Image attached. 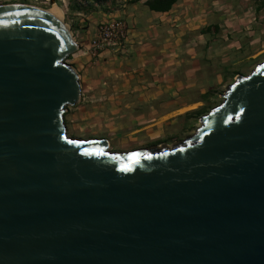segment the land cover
Segmentation results:
<instances>
[{
  "label": "water",
  "instance_id": "1",
  "mask_svg": "<svg viewBox=\"0 0 264 264\" xmlns=\"http://www.w3.org/2000/svg\"><path fill=\"white\" fill-rule=\"evenodd\" d=\"M78 50L64 19L0 5V264H264V62L184 142L117 153L67 135Z\"/></svg>",
  "mask_w": 264,
  "mask_h": 264
},
{
  "label": "rangeland",
  "instance_id": "2",
  "mask_svg": "<svg viewBox=\"0 0 264 264\" xmlns=\"http://www.w3.org/2000/svg\"><path fill=\"white\" fill-rule=\"evenodd\" d=\"M55 1L69 25L86 24L89 15L99 18L98 25L111 19H123L129 25L125 50L106 48L94 56L85 53L86 47L66 60L76 68L77 58H88V81L80 76L82 99L100 93L86 98V110L73 121L69 117L77 112L76 105L66 108L67 135L105 138L111 152L172 149L184 142L201 126V117L222 103V94L237 76L264 62V0H178L165 24L154 31L147 19L135 20L128 13L129 0ZM7 3L44 9L53 4L51 0H0V5ZM175 79L181 82L177 87ZM163 84L174 85L176 96L155 98L151 105L142 103L145 98L131 96L136 88ZM132 102L142 103L140 113L113 111L115 105Z\"/></svg>",
  "mask_w": 264,
  "mask_h": 264
},
{
  "label": "crops",
  "instance_id": "3",
  "mask_svg": "<svg viewBox=\"0 0 264 264\" xmlns=\"http://www.w3.org/2000/svg\"><path fill=\"white\" fill-rule=\"evenodd\" d=\"M144 2H145V0H141V1H138L136 3L129 4L128 13L130 15H135V17H136L135 20L147 19V21L149 22L150 30H152V31L158 30L161 25L165 24L164 20H168V18H167L168 14L173 11V8L169 11H166V12L155 11V10H151L150 8H148V6H146L144 4ZM142 4H143V7H139ZM139 9L141 10V12L138 13ZM100 18H102V16ZM160 18L163 19L162 22L160 21ZM98 19H99L98 17H93V16L90 17V15H89L88 20L86 21V24H80L79 22H73L70 24L71 28H72V30H73V32H74V34L78 40L80 50L88 47L90 41L97 35ZM87 61H88V58L86 56H83V57L81 56V57L76 59V63H75L76 64V70L80 74L81 80H84L85 82L88 81L86 73H87V69L89 67V64L86 63ZM173 83L175 86L176 85L178 86L179 84H181V82L179 83L176 79ZM174 85L169 86L168 84H163V85H159L158 88H154V89L145 87L144 90H141L138 88L139 91H137V88H136L134 91H132V95L131 94L130 95L134 96L136 98L139 97L140 99L145 98L146 101H142V103L148 102V105L149 104L151 105L152 100L155 98H165V97L167 98L170 96L175 97L178 92H177V90H175ZM83 87H84V85H83ZM125 93L129 94L130 91H125ZM95 94H100V93L99 92L89 93V94H87L86 97L84 96L83 99L81 98L80 103H78L74 107L77 110V112L72 113L69 117L71 121H73V119L78 117V116L82 117V115H81L82 111L86 110V108H87V104H85L86 98L96 96ZM142 103L132 102L131 105H128L130 103H126V104L123 103V105H121V104L115 105V106H113V108H114L113 111L117 113V112H123V111L131 110L134 113H140L142 108H143ZM126 106H128V107H126ZM150 107H152V106H150ZM84 118H87V117H84ZM143 128H147V126H143ZM136 131L137 130H134V132H136Z\"/></svg>",
  "mask_w": 264,
  "mask_h": 264
},
{
  "label": "built area",
  "instance_id": "4",
  "mask_svg": "<svg viewBox=\"0 0 264 264\" xmlns=\"http://www.w3.org/2000/svg\"><path fill=\"white\" fill-rule=\"evenodd\" d=\"M130 28L126 20L111 19L101 22L97 27V35L85 49L86 54L98 55L100 50L114 48L125 50L129 42Z\"/></svg>",
  "mask_w": 264,
  "mask_h": 264
},
{
  "label": "trees",
  "instance_id": "5",
  "mask_svg": "<svg viewBox=\"0 0 264 264\" xmlns=\"http://www.w3.org/2000/svg\"><path fill=\"white\" fill-rule=\"evenodd\" d=\"M138 1H141V0H129L130 3H136ZM177 2L178 0H145L144 3L151 10L166 12V11L171 10ZM71 56L72 55H70L68 58H70Z\"/></svg>",
  "mask_w": 264,
  "mask_h": 264
},
{
  "label": "bare ground",
  "instance_id": "6",
  "mask_svg": "<svg viewBox=\"0 0 264 264\" xmlns=\"http://www.w3.org/2000/svg\"><path fill=\"white\" fill-rule=\"evenodd\" d=\"M46 10L54 14L56 17L62 20L64 19V12H62V8L57 3H53L52 7Z\"/></svg>",
  "mask_w": 264,
  "mask_h": 264
}]
</instances>
